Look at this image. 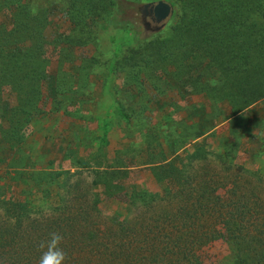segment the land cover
Listing matches in <instances>:
<instances>
[{
	"label": "trees",
	"instance_id": "1",
	"mask_svg": "<svg viewBox=\"0 0 264 264\" xmlns=\"http://www.w3.org/2000/svg\"><path fill=\"white\" fill-rule=\"evenodd\" d=\"M19 1H0L11 21V25L0 24V121L15 129L9 132L4 126L5 131H0L7 162L22 141L15 126L28 125L35 115L44 113L37 106L42 81L48 76L50 86L59 81L55 100L61 93H77L73 85L63 92L61 70L50 74L45 64L50 52L44 48L46 12L33 13L28 3ZM174 1L176 21L171 34L126 52L130 57L125 59L135 61L127 68L134 79L130 92L134 97L138 89L140 97L149 99L145 79L139 77L158 76L165 66L182 79L186 93L193 81L200 83L204 100L199 108L187 106L188 114L181 119L175 117L178 111L155 117L157 123L147 135L140 134L146 149L153 148L147 163H116L101 173L128 176L134 170L148 171L162 187V197L145 196L132 181L112 185L104 178L83 190L79 175L55 201H49L52 187L61 185L59 174L39 179L35 173L13 172L10 163L9 169L2 162L0 264H39L43 252L39 243L52 232L65 237L69 264H215L210 251L219 244L225 245L229 264H264V173L252 168L259 182L252 189V181L244 176L251 169L236 165L238 150L230 157L234 150L227 144H222L223 152L207 149L208 137H216L221 125L264 100V0ZM106 8L105 0L70 3L72 30L86 26L88 19L96 24L95 17L103 16ZM20 40L34 44L25 47ZM212 68L219 72L215 87L202 83ZM158 85L157 92L162 94L164 89ZM8 89L16 91L18 105L2 100ZM208 105L209 109H203ZM119 116L131 124L127 109L120 110ZM166 126H176L170 142L162 140L161 129ZM158 147L162 153L165 147L171 151L161 158ZM42 182L47 189L40 188ZM109 201L125 207L126 216L105 215L102 205Z\"/></svg>",
	"mask_w": 264,
	"mask_h": 264
},
{
	"label": "rangeland",
	"instance_id": "2",
	"mask_svg": "<svg viewBox=\"0 0 264 264\" xmlns=\"http://www.w3.org/2000/svg\"><path fill=\"white\" fill-rule=\"evenodd\" d=\"M74 1L21 0L22 4L30 5L33 13H38L37 10H42L40 12L42 14L46 12L44 48L53 52V56H50L49 52L45 64L50 74L57 72V68L61 70L58 72L64 87L63 92L73 85V91L77 93L71 91L61 93L58 94V100H55L54 87L59 81H52V88L49 76L47 81H42L40 88L43 94L39 96L37 106L44 113L35 115L28 125L25 123L15 126L18 128L17 136H20L22 141L16 143V152L9 162L5 158L7 155L1 152V149L7 146L0 143V164L6 163L9 169L13 166L10 169L13 172L19 170L28 174L35 173L39 179L48 173L59 174L56 177L61 185L52 187L53 198L49 201H55L59 193L63 194L67 186L79 175L82 178L80 186L83 190L94 181L101 182L104 178L103 180L112 181H106L112 185L114 181H121L125 185L132 181L131 184L141 189L145 196L160 198L162 187L148 171L137 173L140 170L132 169L134 171L128 176L120 174L109 176L101 173L108 170L106 167L116 163L129 166L147 163L148 153L152 152L153 148L146 149L143 145L145 141L140 134L147 135L148 130L157 123L155 117L178 111L179 114L175 117L181 119L183 115L188 114L187 106L199 108L198 103L204 100L201 92L203 86L200 83L193 81L194 83L188 86L190 92L186 93L188 89L181 82L182 79L176 76L171 67L165 66L161 67L158 76L152 75L147 79L143 74L139 77L140 80L145 79L144 88L149 99L140 97L138 89L134 97L130 92L132 88L129 86L134 79L127 68L129 63L134 64L135 61L125 59V56H128L126 52L144 41H157L171 34L170 28L176 21L175 1H166L173 6V14L158 31L155 30L156 24L150 19L145 20L142 9L146 4L157 3L160 0H105L107 5L105 14L95 17L99 19L96 20V24L88 19L85 28L80 26L72 30L68 9L69 4ZM6 12L0 2V24L11 25ZM146 21L151 23L149 28ZM20 43L25 47L34 44L22 40ZM60 51L63 52L61 55L58 53ZM196 75L188 78V81L193 80ZM218 79L219 72L212 68L202 79V83L204 85L206 82L215 87ZM155 84L161 85L164 89L162 94L157 92L159 88ZM2 100L12 105L19 104L16 91L11 92V89L4 93ZM187 101H191V105L189 103L188 105ZM124 108L132 116L131 124L119 116V111ZM203 109H209V105ZM4 126L7 127V124L0 121L1 132L5 131ZM147 126L150 128L145 130ZM175 127H163L162 140L172 141ZM13 130L15 131L11 128L9 132ZM216 131V137H208L210 146L207 149L223 152L225 150L222 144H227L234 150L230 157L236 155L238 150L236 165L251 169L244 173V176L252 181L254 186L251 188L256 189L259 182L251 171L254 170L252 168H261L264 173V100L225 122ZM157 140L159 141L158 137ZM160 149L158 147L156 150L159 157L162 154L168 155L171 151L165 147L162 153ZM251 165L254 167H250ZM40 188L47 189L48 185L42 182ZM102 207L104 214L109 217L119 215L118 213L126 216L128 212L125 207L120 208L110 201L104 203ZM210 253L215 264H229L230 258L224 244H219Z\"/></svg>",
	"mask_w": 264,
	"mask_h": 264
},
{
	"label": "clouds",
	"instance_id": "3",
	"mask_svg": "<svg viewBox=\"0 0 264 264\" xmlns=\"http://www.w3.org/2000/svg\"><path fill=\"white\" fill-rule=\"evenodd\" d=\"M65 237L60 232H52L47 240H42L39 247L43 252L39 264H69L67 253L63 247Z\"/></svg>",
	"mask_w": 264,
	"mask_h": 264
},
{
	"label": "water",
	"instance_id": "4",
	"mask_svg": "<svg viewBox=\"0 0 264 264\" xmlns=\"http://www.w3.org/2000/svg\"><path fill=\"white\" fill-rule=\"evenodd\" d=\"M142 14L145 20L150 19L152 23L156 24L155 30L158 31L162 28L163 23L173 14V6L166 1L148 3L143 7ZM150 24L151 23L146 21V26L148 28Z\"/></svg>",
	"mask_w": 264,
	"mask_h": 264
}]
</instances>
